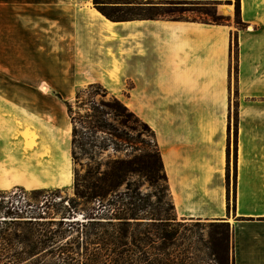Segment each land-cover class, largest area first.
I'll return each instance as SVG.
<instances>
[{
	"label": "crops",
	"instance_id": "1",
	"mask_svg": "<svg viewBox=\"0 0 264 264\" xmlns=\"http://www.w3.org/2000/svg\"><path fill=\"white\" fill-rule=\"evenodd\" d=\"M211 1L230 3L227 23L88 13L93 29L74 26L77 79L126 90L155 133L177 215L226 218L233 263L264 264V0H240L243 28L235 0ZM70 64V0H0V191L72 183L59 96Z\"/></svg>",
	"mask_w": 264,
	"mask_h": 264
},
{
	"label": "rangeland",
	"instance_id": "2",
	"mask_svg": "<svg viewBox=\"0 0 264 264\" xmlns=\"http://www.w3.org/2000/svg\"><path fill=\"white\" fill-rule=\"evenodd\" d=\"M157 4L151 7L149 3L138 0H70V24H71V74L68 89L59 96L64 100L76 104V96L79 90L85 89L90 83L81 85L83 80L77 79V58L75 25H83L87 30L93 29L96 21L90 14H103L112 21H123L136 16H155L169 18H189L198 20H211L213 13L229 17L230 3L227 1H155ZM235 8V1L232 2ZM91 10V11H90ZM111 15V18L106 14ZM231 18L237 20L234 11ZM73 29L75 31H73ZM74 35V36H73ZM93 40V39H92ZM73 56V58H72ZM101 88L95 96L97 101L104 99L112 101L117 97L123 106L118 115L107 114L106 117L113 123L115 128L111 131L128 139L123 146L117 147L115 143L108 145L107 149L95 146L107 140L110 143V134L103 130H95L89 126L81 127L84 138L89 141L82 147L77 148L78 158L74 159L72 153V183L69 182L70 174L66 182L68 187L40 189L39 191L9 190L0 191V254L4 257L3 264H34L31 253L36 251H229V264H232L230 249V227L226 218L205 217H180L176 209L170 204L172 198L167 189V181L161 178L151 179L147 170H142L136 158L150 159L156 162L158 147L154 132L141 116L125 104V94L116 96L101 82L95 81ZM106 88V92L104 90ZM105 94V95H104ZM86 98L88 95H84ZM103 108V107H102ZM81 114H91L93 111L89 104L80 109ZM71 120V118H70ZM72 129L73 131V123ZM72 151V137H71ZM116 160L131 161L133 171L125 174L122 184L114 193L106 194L104 198L97 197L96 201L85 204L77 196V178L85 185H94L100 182V177L111 169ZM137 169H141L137 171ZM131 192H139L142 195L149 194L152 201H158L163 209L169 214L176 215L174 227L178 233L174 244L163 243L154 234L155 228L147 222V218H141L130 226L129 237L125 247H119L101 236V231L114 229L113 225L107 224L109 218L102 215L99 218L103 224L87 223L100 209L106 208L109 200L116 193L124 194L129 189ZM84 189V188H83ZM233 176L232 191L230 192V204H233ZM140 201V200H139ZM143 202V201H141ZM231 204V205H232ZM142 216H145L144 214ZM64 220L59 224V220ZM50 220L55 222L50 223ZM78 220V222H77ZM74 221V222H72ZM115 221V220H114ZM56 231V236L51 232ZM160 245L162 249H159ZM65 246V247H64Z\"/></svg>",
	"mask_w": 264,
	"mask_h": 264
},
{
	"label": "trees",
	"instance_id": "3",
	"mask_svg": "<svg viewBox=\"0 0 264 264\" xmlns=\"http://www.w3.org/2000/svg\"><path fill=\"white\" fill-rule=\"evenodd\" d=\"M127 1L138 2V0ZM173 1L209 2L211 0H169L166 2ZM96 2H98V0H96ZM145 2L149 3L151 7L157 5L155 1L149 0ZM235 12L237 26L241 28L246 27V23L240 19V0H235ZM106 14L111 18V15L108 13ZM136 17L158 18L160 16ZM229 19L230 18L216 12L212 14L211 20L204 21L227 23ZM99 88H101V85L98 83H90L87 88L78 91L75 105L70 101L66 102L73 123L72 153L74 159L78 158L77 148L89 142L84 138V134L81 130V127L86 124L95 130H103L110 134V143H107L108 139H106L104 143H94L95 146L107 149L108 145L112 142L115 143L117 147L123 146L125 140L127 143L129 142L128 139H124L120 134L111 131L115 126L106 117V115L110 113L118 115L121 108L126 110L127 108L123 106L117 97H113L112 101H106L104 99L97 101L95 96L99 93ZM104 90L106 92L107 89L104 88ZM86 94L88 95L87 98L84 96ZM86 104L90 105L93 112L83 115L80 109L85 107ZM145 124L147 125V123ZM139 161L143 166L142 170H147L148 176L151 179L161 178V176H159L160 170L163 174L162 177L167 181V175L164 170L159 148L156 162L150 159L144 160L137 157L135 163ZM132 163L133 162L126 160H116L111 169L100 177V182L94 185H85L77 178V196L80 198V201L89 204L92 201H96L97 197L102 199L106 194L111 192L114 193L122 184L125 174L134 170ZM140 170L141 169H137V171ZM234 179L236 180V173ZM227 181H230L229 176H227ZM167 189L169 190L168 183ZM39 190L40 189L34 191ZM158 201L160 200H157V202L152 201L149 194L142 195L139 192H131L129 186V189L125 191L124 194L116 193L115 196L109 200L106 208L100 209L96 214L94 213V216H89L91 219L88 220L87 223H82V225L86 227L88 223L103 224V221L99 218H102V215L107 216V218H109L107 224L113 225L114 229L112 231H109V229L101 231V236L109 239L113 245L118 244V248L122 246L124 248L126 240L129 237L130 226L134 222H138L137 220L141 218H147V222L155 228L154 234L156 237L162 239L163 243L174 244L178 233L177 228L174 227V221L177 217L175 214L171 216L168 210L163 209V207L159 205ZM170 207L173 210L175 209L173 202L170 204ZM143 214L145 216H142ZM53 222H55V220H50L49 224ZM63 222V219L59 220V224ZM56 233V231L51 232V236H56ZM162 246L163 245H160L159 249H162ZM3 257L4 256L0 254V264L4 263ZM30 258H33L34 264H229V251H127L126 249L121 251H48L46 253L36 251L31 253L30 257L24 259L22 262L28 261ZM232 264H234L233 259Z\"/></svg>",
	"mask_w": 264,
	"mask_h": 264
},
{
	"label": "bare ground",
	"instance_id": "4",
	"mask_svg": "<svg viewBox=\"0 0 264 264\" xmlns=\"http://www.w3.org/2000/svg\"><path fill=\"white\" fill-rule=\"evenodd\" d=\"M102 16H103L104 18H106L103 14H102Z\"/></svg>",
	"mask_w": 264,
	"mask_h": 264
}]
</instances>
